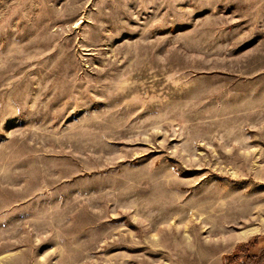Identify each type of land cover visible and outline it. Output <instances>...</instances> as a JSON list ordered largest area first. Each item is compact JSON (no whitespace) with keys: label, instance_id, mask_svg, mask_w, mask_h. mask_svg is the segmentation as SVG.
I'll use <instances>...</instances> for the list:
<instances>
[{"label":"rangeland","instance_id":"374dc122","mask_svg":"<svg viewBox=\"0 0 264 264\" xmlns=\"http://www.w3.org/2000/svg\"><path fill=\"white\" fill-rule=\"evenodd\" d=\"M257 236L264 0H0V264H227Z\"/></svg>","mask_w":264,"mask_h":264},{"label":"trees","instance_id":"16d2710c","mask_svg":"<svg viewBox=\"0 0 264 264\" xmlns=\"http://www.w3.org/2000/svg\"><path fill=\"white\" fill-rule=\"evenodd\" d=\"M260 237H254L247 243L242 244V249L226 257L227 264H264V244L260 245ZM261 246L257 254H250V249L255 246Z\"/></svg>","mask_w":264,"mask_h":264},{"label":"bare ground","instance_id":"6f19581e","mask_svg":"<svg viewBox=\"0 0 264 264\" xmlns=\"http://www.w3.org/2000/svg\"><path fill=\"white\" fill-rule=\"evenodd\" d=\"M218 216V215H217ZM210 217V216H209ZM214 226V225H213ZM210 229H211V227H210ZM212 231V230H211ZM215 231V230H214ZM243 233V232H242ZM219 240V239H218ZM220 241V240H219Z\"/></svg>","mask_w":264,"mask_h":264}]
</instances>
